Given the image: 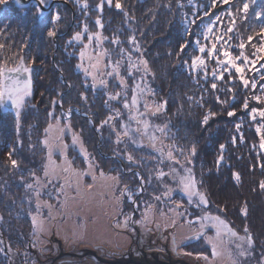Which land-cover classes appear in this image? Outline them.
<instances>
[{
	"label": "trees",
	"instance_id": "16d2710c",
	"mask_svg": "<svg viewBox=\"0 0 264 264\" xmlns=\"http://www.w3.org/2000/svg\"><path fill=\"white\" fill-rule=\"evenodd\" d=\"M120 2L123 10L115 8V0L111 5L105 0L102 9L97 7L101 0H79V3L77 0H60L48 9H42L35 0L22 6L15 0L0 4V44L5 45L0 49V62L6 59L8 67H15L19 57L23 56L25 66L31 69L28 73L31 95L19 109V118L17 109L0 107V217L3 218L0 219V231L3 237L18 251L30 242L26 183L33 173L42 170L44 129L58 115L67 117L81 133L85 145L95 150L101 171L109 172L119 166L124 175L125 166L132 167L134 163V167H140L116 152L113 132L105 122L113 112L112 105L119 106L120 102L110 101L108 92L104 88L93 87L77 68L79 45L70 38L83 24L92 22L95 25L94 21L99 17L103 24L102 28L99 27L103 44L110 58L122 56L121 49L129 50L131 37L137 38L142 45L153 72L155 95L166 102L170 137L178 148L185 149L179 158L190 159V168L196 179L202 181L200 190L207 195V207L197 208L188 204L180 210L191 218L199 217L201 211L217 214L244 236L247 225L253 239V245L248 247L249 260L251 264H264V190L260 188V182L264 180L261 167L264 165V149L260 148L264 128L257 132V128L264 125V117L259 115V111L255 114L251 111L253 108L264 110V91L261 88L264 85V79H261L264 76V68L261 67L264 59L252 55L256 51L252 45L259 48L260 36L264 35L261 34L264 0H229L228 4L217 0L215 7L212 0ZM245 3L248 4L246 13L243 11ZM57 14L59 20L55 19ZM218 16L220 21H216ZM72 17H75L73 25ZM193 20L195 24L191 23ZM214 22V35H223L226 28L233 27L228 36L233 37L229 41L233 48L229 51L234 56L239 55L237 46L244 42L245 54L250 60H257L255 65L249 64L244 73L245 79L255 81L256 88L249 86L245 89L234 69L231 77L225 72L222 80L214 79L215 60L207 61L206 58L207 79L205 70L190 67L191 58L199 54L194 41L200 39L201 44L209 43L202 33L207 25ZM50 31L56 34L49 36ZM249 36L253 37L250 43ZM117 38L120 43H113ZM181 45H186L183 51ZM258 55L264 57V52ZM220 58L223 59L222 56ZM249 68L260 69V72ZM216 70L218 74L221 71ZM213 83L216 84L215 89L212 88ZM256 96L261 99H254ZM245 99L247 108L243 107ZM229 111L234 115L229 116ZM49 112L53 115L49 116ZM209 112L215 115L204 123L203 118ZM193 145L196 152L190 155ZM220 145H224L223 150ZM9 153H12L11 157ZM69 153L75 165L84 166L82 156L73 147ZM221 156L223 159L217 164ZM12 159L18 162V167L11 166ZM140 169L144 180H147L148 174ZM234 173H239V182ZM132 181L134 184L139 182V176ZM245 205L246 216L241 212ZM182 246L191 252L211 253L203 236L186 240ZM0 264H7L4 251L0 252Z\"/></svg>",
	"mask_w": 264,
	"mask_h": 264
},
{
	"label": "rangeland",
	"instance_id": "374dc122",
	"mask_svg": "<svg viewBox=\"0 0 264 264\" xmlns=\"http://www.w3.org/2000/svg\"><path fill=\"white\" fill-rule=\"evenodd\" d=\"M51 1L46 0V3L49 4ZM74 21L75 17H72L71 25ZM85 25L88 26V32L84 33L83 40L73 41L79 45L77 65L83 63L84 67L89 68L92 74L86 75L82 68H77L89 79L92 86L95 82V87L104 88L108 92V98L109 95L115 96L116 93H120L118 99H109L112 102H120V105H112L113 112L109 115L112 119L109 120L108 117L106 123L113 132L116 152L126 160H128V155H131L132 160L140 167H134V163L132 167L122 165L125 168L124 175L121 174L119 166L109 172L101 171L95 150L89 149L85 145L81 133L71 125L67 117L63 118L58 115L54 120L49 121L45 129L48 128L49 124L53 127L47 134L44 131L42 136L44 146L42 170L40 173H35V177H39V181L32 176L26 183V185H33V188H27L26 194V201L29 206L26 212L31 222L30 247L36 249V254L41 258L48 254L52 256L58 252L57 240H60V246L65 251L90 248L100 255H116L125 252L130 246L129 244L132 241L134 243L137 238L139 242L151 240L157 243L161 241V246L166 247L163 252L165 257H182L193 264H233L234 261L235 264H251L248 244L238 240L233 243L227 237L217 239L211 221L205 222L204 233L200 235L210 245L211 253L191 252L182 246L186 240L197 237L195 234L200 232V223L193 222L189 224L188 220L195 221L196 218H191L187 214L181 217L176 212L169 210L174 208L177 202L182 203V208L187 206L188 202L187 197L178 189V178L174 179L175 174L168 173L175 167L182 174L180 166L190 167V165L185 159L179 158L180 153L177 149H182L183 152H185V149L183 147L178 148L176 142L170 137V118L165 113V100L158 99L155 95L152 85L153 72L144 55L143 47L135 38V43H132L129 50H124L122 56L117 59L110 58L107 56L103 44L102 32L96 24L94 25L92 22L83 24L74 31L73 36L76 32H84ZM95 32L100 33L101 41L97 44L95 38L93 39L85 50L86 56L82 62L80 51L84 44L89 43L88 34ZM70 39L72 40V37ZM129 55H131V61L128 59ZM117 61L120 62L119 76L115 73L109 76L108 73L112 72V65H115ZM141 61H147V67L150 69L147 74L144 72V65ZM97 62L98 70L91 69L90 65ZM130 72L131 74H129ZM93 76H95V81ZM28 77V73H23L20 79L24 80ZM121 78L124 80L123 86L120 84ZM101 80H104L105 84H100ZM137 85L141 88L146 86L152 90L151 92L146 91L143 96H139V111L145 113L144 117L136 116V109L124 107L125 98L131 104L133 89ZM125 93L127 94L126 97ZM145 100L149 104L147 110L143 106ZM159 104H164V107L156 112V106ZM5 106L16 109L10 101ZM117 111L120 115L116 114ZM130 116L136 118L130 120ZM139 119H146L151 125L148 134L143 133V125L137 123ZM125 125L130 129L127 136L123 134ZM157 126L164 127L165 132L157 131ZM137 128H140L141 131L137 132ZM153 134L157 137L155 141L150 138ZM74 136L77 138L75 143H73ZM118 137L119 143H117ZM45 139L54 146L52 155V160L55 161L54 171H52L53 166L49 163L48 148L43 143ZM61 143L67 145L63 150V154L56 147ZM70 147H73L82 156L84 166H77L73 163L69 153ZM169 151H172L173 156L180 161V164H174L168 159ZM46 166L50 171L47 177L44 175ZM140 168H143L148 174L147 180H144ZM160 171L168 175H165L162 179L158 178ZM101 172H103V175H101ZM136 173H139V182L134 184L132 179L136 178ZM113 177H118V181L112 179ZM140 177H143V181ZM125 185L132 193L131 199H129L127 192L123 196L121 195ZM141 187L143 191H140ZM37 189L40 192L39 196L36 194ZM168 189H173L171 200L163 195ZM155 196H159L161 199L155 200ZM182 197H185L186 200ZM133 200L135 203H133ZM37 203L40 204L39 210H37ZM149 205H151V210L148 212V222L146 224L132 222L134 228L129 222L127 226H124L125 218L130 216L132 211V221H140ZM178 211L182 212L180 209ZM205 213L210 212L201 211L199 216H203ZM33 216L36 217L37 221L35 231L32 222ZM229 226L231 227L230 224ZM238 235L244 236L243 234ZM208 237H211L212 241L217 244L220 255L212 256V244L209 243ZM174 240L175 244L173 243ZM236 243H243V250L247 253L246 255H240L241 250L236 248ZM26 250L27 247L22 246L18 252L19 254L22 251L25 253ZM147 257L149 258V256ZM165 257L162 259H166ZM203 257H207V259ZM47 264L106 263L99 262L93 256L66 255Z\"/></svg>",
	"mask_w": 264,
	"mask_h": 264
},
{
	"label": "snow or ice",
	"instance_id": "6c2138e0",
	"mask_svg": "<svg viewBox=\"0 0 264 264\" xmlns=\"http://www.w3.org/2000/svg\"><path fill=\"white\" fill-rule=\"evenodd\" d=\"M6 2H7V0H0V4H4ZM77 2L79 3V0H77ZM104 2H105V0H101L100 5H98L97 7L102 9ZM112 2H113V0H107V3L109 5H111ZM16 3L20 4V0H16ZM45 3H46V0H37L38 5H44ZM216 3H217V0H212V6L213 7L216 6ZM220 3L228 4L229 0H220ZM84 7L87 8L88 5L85 3ZM115 8L119 9V10H123L120 0H115ZM247 9H248V4L245 3L243 5V11L246 13ZM38 11H39V8H38ZM125 15H127V14L125 13ZM229 16H231V12H229ZM55 19H57V20L60 19L58 14L55 17ZM216 21H220L219 16L216 17ZM191 23L195 24V20L191 21ZM95 24L101 28L103 27V24H102L99 17H97V19L95 20ZM214 27H215V22L212 25H209L202 33L204 40L208 41L209 43L201 44L200 39H196L194 41V43L197 46V51L201 55H195L191 58L190 67L193 70H196L198 68L205 70V79H207V67H208V65L206 62V58H207V61L215 60L216 68H214L212 70V76L214 79H221L222 80L225 72H228L229 76L231 77V75H232L231 70L234 69L235 73L239 74L238 79L242 82L245 89L249 88V86H251V88H253V89L256 88L255 81L253 80L250 82L249 79H245L244 73H245V69L248 67V65L249 64L255 65L257 60H250L249 56L245 54V52H244L245 43L244 42H241L237 46L240 50L238 56H234L232 54V52L229 51V49L233 48V45H231L229 43V41L232 40L233 37L228 36V33L233 32V27L226 28L223 35H214V33H213ZM87 32H88V26L85 25L84 26V32H76L74 34V36L72 37V40L82 41L84 38V33H87ZM55 34H56L55 32H51V31L48 33L49 36H54ZM261 34H264V28H261ZM225 36H227L228 38L225 39ZM87 38H88L89 43L84 44L83 48L80 51V60L82 62L86 56L85 50L92 43L93 39L95 38L97 44H99L101 41L100 33H98V32L89 33ZM247 39H248V42L250 43L253 40V37L249 36ZM260 39H261V44H260L259 48H256L255 45H252V47L256 49V51H254L252 53V55L256 56L257 59H264V57H260L258 55V53L264 52V35H261ZM130 41L132 43H135V37H131ZM69 43H71V41H69ZM113 43L119 44L120 41L117 38V39L113 40ZM218 45H219V47H218ZM185 46L186 45H181L182 51L185 48ZM4 48H5V45L0 44V49H4ZM123 51L124 50L121 49V52H123ZM221 56L223 57V59L220 58ZM128 59H129V61H131V55H129ZM237 61H240V63H238ZM119 63L120 62L117 61L115 65H112V72L108 73L109 76L113 75L114 73L117 76H119ZM141 63L144 65V72L147 74L150 71V69H148V67H147V61H141ZM185 63L187 64V61H185ZM77 67L82 68L86 75L92 74L90 72L89 68L84 67L83 63L77 65ZM130 67H131V65H130ZM261 67L264 68V65H262ZM90 68L98 70V62L96 64H91ZM216 69H221L219 74L217 73ZM248 70H250V71L254 70L257 73L260 72V69L249 68ZM30 71H31V69L29 67L25 66L23 56L19 57V63L16 64L15 67H8L6 59L3 62H0V107H4L6 105V103L10 101L12 103V105L17 109V112H16L17 118H19V109L23 105L25 97H28L31 95V78H30V76L24 80H21L20 76L23 73H30ZM129 74H131V72ZM261 79H264V76H262ZM93 80L95 81V76H93ZM100 84H102V85L105 84V81L101 80ZM120 84L122 86L124 85V80L122 78L120 80ZM93 87H95V82L93 83ZM212 88L213 89L216 88L215 83L212 84ZM261 88H262V91H264V85H262ZM146 91L151 92L152 90L150 88H147L146 86H145V88H141L139 85H137L133 89L131 104H129L127 98H125L124 107L129 108V109L134 108V109H136V116L144 117L145 113L139 111V105H140L139 96H143ZM228 91H231V89H228ZM81 95H82V98L87 99L86 96H84L83 94H81ZM126 95L127 94L125 93V97H126ZM119 97H120V93H116L115 96L109 95V99H118ZM189 99H191V97H189ZM254 99L259 101L261 99V97L256 96V97H254ZM217 100H219V97H217ZM53 103L55 104L56 101H53ZM222 103H227V101H222ZM143 106L146 110L149 108V104L146 100L144 101ZM163 107H164V104H159L156 106L155 111L159 112ZM243 107L244 108L248 107L247 99H245ZM251 111L253 114H255V113H257V111H259V115L261 117H264V110H257L255 108H253ZM116 114L120 115V113L118 111ZM52 115H53V113L49 112V116H52ZM213 115H215V113L209 112L208 115L204 116L203 122L207 123L209 118ZM228 115L232 116V115H234V112L229 111ZM135 118L136 117H134V116L129 117L130 120L135 119ZM252 118L255 119L256 118L255 115H253ZM111 119H112V117H109V120H111ZM105 122H102V123H105ZM137 123L142 124L143 125V133L148 134L149 128L151 127L149 122L146 119H139V120H137ZM52 127L53 126L51 124H49L48 128H46L44 130L45 133L47 134L51 130ZM236 127H237V129H239L240 125L237 124ZM124 128H125V131L123 134L125 136L129 135L130 129L128 128V126L125 125ZM261 128H264V125H261V127H258L257 132H260ZM156 130L159 132H162V133L165 132L164 127L157 126ZM61 131H63V129H61ZM136 131L140 132L141 129L137 128ZM150 138L153 141H155L157 139V137L154 134ZM76 140H77V138L74 136L73 137V143H75ZM119 142H120V140L118 137L117 143H119ZM43 143L48 148L49 163L53 166L52 171H54L55 161L52 160L53 147L54 146L49 144V141L47 139H45L43 141ZM56 147L61 152V154H63V150L67 147V145H64L63 143H61V145L56 146ZM220 148H221V150H223L224 145H220ZM260 148L264 149V136H261ZM177 150L179 151L180 155H184V152L182 149H177ZM195 152H196V148L193 145L191 148V151H190V155H195ZM161 154L163 155L162 151H161ZM11 155H12V153H9V157H11ZM127 158L129 161H131L133 159V157L131 155H128ZM168 159L171 160L174 164H180V161L178 159H176V157L173 156L172 151L168 152ZM222 159H223V157L221 156L217 160V164H219L220 160H222ZM188 163H191L190 159H188ZM11 166L13 168L18 167V162L15 159H12L11 160ZM90 167H91V165H90ZM180 167L182 169V174H181V171L175 167H173L170 170V173H168V174L174 173L175 175L173 178L174 179L178 178L177 184H178L179 191L182 192L183 195L187 197V202L189 205L194 204L195 207H197V208L207 207V205L209 203L207 195L205 192L200 190V184H202V181H198L196 179V176L190 167H187L186 165H181ZM261 167H262V169H264V165H261ZM65 171H67V169H65ZM49 174H50L49 168L46 166L45 171H44V175L47 177V176H49ZM168 174L164 173L163 171H160L158 173V178L162 179L165 175H168ZM32 175L35 177V173H33ZM101 175H103V172H101ZM135 175L139 176V173H136ZM233 175H234L236 181L239 182V180H240L239 173H234ZM93 178H95V177H93ZM35 179L37 181H39V177H35ZM112 179L118 181V177H113ZM140 179H141V181H143V177H140ZM26 187L31 189V188H33V185L28 184V185H26ZM89 187H91V185H89ZM260 188L262 190H264V180H262L260 182ZM140 191H143L142 187H141ZM125 192H127L129 199H131L132 193L128 190L127 185L124 186V189L121 192V195L123 196ZM172 192H173V189H168L167 191H165L163 193V195L168 200H171L172 199ZM36 194H37V196L40 195V192L38 189L36 190ZM154 199L160 200L161 197L155 196ZM133 203H135L134 200H133ZM182 206L183 205L181 202H177L175 204V207L171 208L169 210L176 212L177 215L184 216L185 212L178 211ZM39 208H40V204L37 203V210H39ZM150 210H151V205H149L148 208L145 209V212H144L142 219L140 221H132V217L127 216L124 220V226H127L129 224V222L146 224L148 222V212ZM220 211H223V209H220ZM241 212L245 216L247 215L246 205H245V207L241 208ZM0 219H3V218L0 217ZM206 221L212 222V227L215 228L217 239H220L222 237H227L229 239V241L233 242V243H235V241L238 240L240 242H246L249 247H251L253 245V239H252L251 234L249 233L247 225H245V227H244V232L246 235L245 236H239L238 233L232 227L229 226L227 221L223 220L218 215L213 216L210 213H205L203 216L196 217L195 221L188 220L187 222L189 224H191L193 222H199L200 223V232L195 234L198 237L204 233ZM32 222H33L34 231H35V226L37 223L35 216L32 217ZM173 223H175V221H173ZM233 238H235V240H233ZM208 241H209V243L212 244V256L216 257V256L220 255V253L217 250V244L212 241L211 237H208ZM0 243H2V241H0ZM173 243L175 244V240L173 241ZM235 246L237 249L241 250L240 255L243 256V255L247 254L243 250V243H236ZM3 251H4V249L0 248V252H3ZM203 258L207 259V257H203ZM233 264H235V261L233 262Z\"/></svg>",
	"mask_w": 264,
	"mask_h": 264
},
{
	"label": "water",
	"instance_id": "95a60500",
	"mask_svg": "<svg viewBox=\"0 0 264 264\" xmlns=\"http://www.w3.org/2000/svg\"><path fill=\"white\" fill-rule=\"evenodd\" d=\"M29 1L30 0H20L19 5H26V4H28ZM35 1L37 2V0H35ZM55 1H58V0H52L46 6L45 5H39V6L42 9H48L49 7H51L53 5V3ZM133 210H134V208H133ZM132 212L130 214L131 217H132ZM130 224L135 228V226L132 222H130ZM137 232L138 231L136 230V234H137ZM0 241H2L1 245H2V248L4 249V252L8 255L7 264H28L27 262L22 260L18 250L15 248H12L8 244L6 239L3 237L1 231H0ZM57 241H58V248H59L58 252L56 254L50 256V259L48 261H42L38 264H47L48 262L53 261L56 258L66 256V255L78 256V257L93 256L99 262H104V263H108V264H130V263H133V264H193V263H190L189 261H187L185 259H171L169 257L167 259H161L157 256V254H153L152 258H148L146 256H143L141 258H136V257L132 256V253L130 251H128L130 246L127 248V250L124 253L117 254V255H115V254L114 255H100L95 250L90 249V248H81L79 250L65 251L60 246V240H57ZM28 246H29V244H28ZM125 253L126 254L128 253V254L125 256Z\"/></svg>",
	"mask_w": 264,
	"mask_h": 264
},
{
	"label": "flooded vegetation",
	"instance_id": "af4514ba",
	"mask_svg": "<svg viewBox=\"0 0 264 264\" xmlns=\"http://www.w3.org/2000/svg\"><path fill=\"white\" fill-rule=\"evenodd\" d=\"M28 244H29V246L27 245L26 252L25 253L23 251H22V253L20 252V256H21L23 261L27 262L28 264H38L42 261H48L50 259L51 254H48L45 257L41 258L40 256H38L36 254L37 253L36 249L30 247V242H28ZM129 245H130V248L128 249V251H130L132 253V256H134L136 258H141L143 256H146V257L149 256V258H152L153 254H157L159 256V258H161V259L165 257L163 252L165 251L164 249H166V247L161 246V241H159L157 243H155L151 240L139 242V240L136 238L134 240V243L132 241ZM121 253H124V251ZM121 253H119V254H121ZM127 254L125 253V256ZM6 256H7V260H8V255L6 254ZM165 258L167 259L168 257H165ZM169 258H171V257H169ZM171 259H184V258L175 257V258H171Z\"/></svg>",
	"mask_w": 264,
	"mask_h": 264
}]
</instances>
